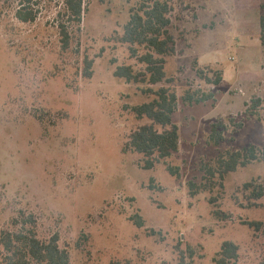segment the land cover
Listing matches in <instances>:
<instances>
[{"label": "rangeland", "instance_id": "rangeland-1", "mask_svg": "<svg viewBox=\"0 0 264 264\" xmlns=\"http://www.w3.org/2000/svg\"><path fill=\"white\" fill-rule=\"evenodd\" d=\"M154 1L84 0L78 55L61 49L64 0H33V22L19 21L12 1L0 0V239L23 211L37 220L41 239L59 234L71 264H218L225 241L239 247L227 264H264L263 200L240 191L264 177V162L229 173L211 191L189 188L202 163L264 145V0H160L171 6L175 53L163 81L128 82L116 68L145 71L146 48L124 42V27L132 9ZM85 56L94 60L91 78L83 75ZM148 87L171 89L179 103V150L151 169L144 154L126 149L131 133L151 123L134 111L154 99ZM195 91L212 96L184 100ZM254 98L262 103L252 115ZM220 121L225 140L214 146L211 127Z\"/></svg>", "mask_w": 264, "mask_h": 264}, {"label": "trees", "instance_id": "trees-1", "mask_svg": "<svg viewBox=\"0 0 264 264\" xmlns=\"http://www.w3.org/2000/svg\"><path fill=\"white\" fill-rule=\"evenodd\" d=\"M10 1V0H8ZM15 9V16L21 22H33L37 19L38 10L34 8L33 0H11ZM261 15V40L264 44V5ZM61 12V11H60ZM86 7L84 0H64V18L56 24L60 45L64 53L71 48H76L75 53L80 55V36ZM171 6L167 1L156 0L151 5L143 4L138 10L132 9L129 21L124 27L122 40L131 45L144 46L146 52L139 60L146 68L143 72H136L131 65H121L115 70V76L124 78L128 82H146L150 85L157 84L166 76V57L175 53V38L170 33ZM73 44H76L73 46ZM137 49H134L135 56ZM83 75L91 78L93 75L94 60L85 56ZM203 73V71H201ZM221 78L215 82L220 83ZM155 97L150 102H145L134 108L139 118H148L151 123L140 126L133 131L126 144V149L142 153L147 158L145 168L151 169L156 163L171 157L179 150L180 131L174 123V115L178 110V97L175 92L166 87L157 90L152 87L146 89ZM212 95H199V91L188 93L184 100L191 104L202 103ZM262 99H252L251 114L261 106ZM249 107V108H250ZM226 125L220 121L212 124L208 142L218 146L225 140ZM253 162H264V145L251 143L240 150H228L220 153L211 161L201 164L202 173L199 181H190L189 188L193 195L202 191H211L216 185L223 186L225 177L241 167H246ZM172 175H180L179 168L168 167ZM248 194L250 200H263L264 206V177L254 178L240 188ZM135 224L144 226L142 216L135 218ZM256 230L262 228V222H248ZM14 230H4L1 233L0 264H71V254L67 248L60 245V236L55 233L51 238L43 240L37 233V220L32 214L21 211L15 219ZM238 245L232 241H225L220 252L214 259L218 264H227L239 256ZM111 264H127L115 261Z\"/></svg>", "mask_w": 264, "mask_h": 264}]
</instances>
